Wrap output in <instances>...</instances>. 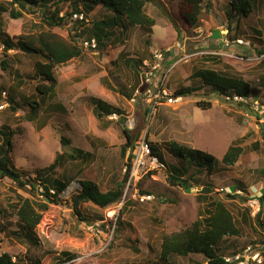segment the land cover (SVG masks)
Masks as SVG:
<instances>
[{"label":"rangeland","instance_id":"obj_1","mask_svg":"<svg viewBox=\"0 0 264 264\" xmlns=\"http://www.w3.org/2000/svg\"><path fill=\"white\" fill-rule=\"evenodd\" d=\"M9 1L0 0V3ZM178 1L159 0L145 5L146 14L155 21L147 35L138 27L124 29L122 21L117 27L106 30L108 38L102 40L100 48L86 49L78 59L56 67L55 96L50 99L38 96L37 81L27 78L33 75L34 56L9 51L6 53L9 68L2 71L1 62L6 56L0 47V86H4L16 103L15 112L10 106L0 110V131L4 126L20 129V134L12 138L13 166L27 174L26 180L32 181L37 171L60 158L52 177L71 178L66 192L60 196L61 203L49 204L43 212L35 230L36 246L23 236L12 206L18 196L43 202L41 189L21 190L10 180L0 179L1 254H10L14 260L17 256L26 261L24 264L32 260L55 264V258L63 257L64 253L71 258L66 264H159L162 237L184 230L196 219L205 217L206 199L199 200L205 196L221 200L242 229L241 238L223 243L222 253L229 256L233 251L242 252L251 246L260 252L264 264V226L261 225L264 222V178L259 175L264 169L261 124L254 121L248 109L245 113L244 108L224 102L222 96L202 87L200 78L195 75L201 69L223 72L226 65L229 73L241 76L259 92L256 98L264 100V85L260 79L264 77V0H257L248 17L234 13L229 18L225 16L230 13L228 0H213L208 3L210 8L203 9L196 28H187L180 20ZM40 12L37 8L34 14H25V19L15 20L8 17V10L1 13L3 32L12 37L32 30L33 25L41 22ZM62 13H71L67 4L62 6ZM111 16L107 10L95 9L85 15L86 24L90 28L93 20ZM77 20L78 17L72 16L65 28L54 29V32L66 37L72 28H78L79 24H74ZM153 53L161 56L159 68L167 69L166 87L171 94L181 87L194 90L185 97H178L175 103L162 102L156 108L146 103L143 95L134 97V90L140 84L142 62L152 66ZM139 60L141 63L133 67ZM15 74L23 78V84H19ZM124 92H132L130 99ZM94 99L119 109L123 120L117 115L98 120L93 115ZM200 102L209 103L211 107L202 109L197 105ZM34 103L38 105L33 116L30 104ZM123 129L129 131L135 146L142 138L156 144L164 162L170 166L179 165L168 153L171 142L220 159L231 143L244 138L241 141L244 153L233 167H218L211 177L202 176L211 188L208 193L201 190L204 185L200 180L187 192L172 187L166 180V170L159 171L145 175L137 186H131L120 203L108 209L81 204L79 211L88 218L82 221L71 205V198L78 192L77 182L90 180L102 192L115 188L125 163L120 152L125 144ZM62 138L69 144L63 145ZM79 150L91 157L87 156L86 161L80 163L76 157ZM237 183L242 184V189L235 186L236 189L231 190ZM138 196L153 199L141 201ZM125 202L129 204L121 215ZM99 216L102 221L97 220ZM117 220L128 225L114 233ZM109 222H112L111 227L106 225ZM132 230L136 232L135 237ZM133 238L136 242H132ZM197 262L204 260L195 255L168 258L169 264Z\"/></svg>","mask_w":264,"mask_h":264},{"label":"trees","instance_id":"obj_2","mask_svg":"<svg viewBox=\"0 0 264 264\" xmlns=\"http://www.w3.org/2000/svg\"><path fill=\"white\" fill-rule=\"evenodd\" d=\"M158 1L159 0H10L9 2H2L0 3V14L8 10V17L12 20L20 18L25 19V14H34L37 8L41 9V22L33 25L32 30L17 36L9 37L3 32L0 19V47L4 52V56H6L1 62L2 71H6L9 68L7 63L8 56L6 54L9 51H19L24 55L34 56L33 75L27 78L37 81L35 91L38 96L43 98L49 97L50 99L55 96L57 80L54 77V69L56 67L78 59L85 50L82 46L85 42L91 43V41H94L96 47L100 48L102 40L108 38L106 30L112 26L117 27L118 24H122V21L125 22V25L122 24L124 29L138 27L140 31L144 32L143 34L147 35L154 27L155 21L146 14L145 5L147 3L153 4ZM212 1L213 0H179L177 8L180 20L187 28H196L203 9L210 8V4L208 3H212ZM256 2L257 0H228L230 13H225V16L229 18L230 15L234 13H240L243 17H248L252 13ZM64 4L70 7L71 13H62V6ZM99 8L107 10L112 16L107 19L103 18L100 21L93 20L90 24L91 27L88 28V24H86L88 20L85 15H89L93 13L95 9ZM80 14L84 16V19L74 22V24H79L78 28H72L71 31L67 33L66 37L54 32V29L65 28L67 26L66 21H72L73 15L78 16ZM169 22L171 24V21ZM171 25L178 33L177 27L173 24ZM141 61L142 60L134 62L133 67L139 62L141 63ZM224 67L226 70L228 69L226 65ZM226 70L221 72L201 69L195 75L200 78L201 86L209 88L213 94L222 97L237 95L244 99H257L264 105V100L260 101V99L256 98L259 92H255L252 86L241 76L231 74ZM16 78L19 84H23V78H18L17 75ZM260 79L264 85V77ZM139 82L138 79V84ZM4 90V86H0V91ZM193 90L194 89L191 87H181L177 88L172 95L173 97H185ZM131 93L124 92L123 95L130 99ZM7 102L10 106L9 109L15 112L16 103L12 95H9L8 92ZM92 102L94 105L93 115L98 120L112 115H117L123 120L119 109L108 105L100 99H94ZM11 105L13 107H11ZM37 105L36 103L30 104V107L33 109L31 113L33 116L35 115L34 111ZM197 105L202 109H209L211 107L209 103L204 102H200ZM240 106L242 108L244 107L243 105ZM245 108L249 110V106ZM249 112L254 114L252 110H249ZM259 124L263 125L261 126V132L263 133L264 124ZM15 129L4 126L0 131V179L10 180L21 190H27V187H29L31 191H36L37 188L41 189L40 196L43 202L37 203L29 198L18 196L17 203L12 206L20 231L23 232V236L26 237L32 245L36 246L35 230L41 222L43 212L47 210L49 204L58 205L61 203L59 201L60 196L66 192L71 178L63 177L58 180L52 177L60 161V158H56L49 166L41 171H37L36 178H32V181L29 179L26 180L25 176L27 174L16 169L11 162L12 138L20 134V129ZM122 134L125 139V144L120 147V152L121 155L126 158V153L130 150V154L127 157V162L130 163L133 160L132 150L135 148L133 137L127 129H123ZM243 139L244 138L235 140L231 143L220 159H217L208 152L171 142L167 149L168 153L179 162V165L174 166L167 165V163L164 162L156 144L149 143V145L152 153L165 163L166 180L170 186L187 192L194 188V184H198L200 180L204 185L201 190L207 191L205 193H208L211 188L203 181L205 178L202 176L205 175L206 178L211 177L218 171V167L224 169L233 167L239 157L244 153L243 147L241 146V141H243ZM60 140L63 145L69 144V141L64 138ZM87 156L91 157L89 154H82L80 150L77 151L76 157L81 160L80 163L85 162ZM74 158L75 157H71V159ZM259 175L264 178V169L259 171ZM126 180L127 177L121 176V180L117 182L115 188L105 192H102L98 185L90 180L78 181V192L71 198V205L74 213L80 217V220L88 221V218L84 217L79 211V206L81 204L89 203L97 209L105 210L112 205L120 203L124 195ZM235 186L242 189V184L237 183L231 190H235ZM231 197L236 198L238 196ZM263 198L264 194L262 199ZM205 199L208 207L205 217L196 219L190 227L184 230L169 233L162 237L158 257L159 264H169L168 258L170 255H176L178 257H190L195 255L200 256L204 260L202 263L197 262L195 264H226L223 260L225 255L221 251L222 245L229 239L241 238L242 229L237 224L231 211L221 200L218 198L211 200V198H205V196L199 198L200 201H204ZM128 204L129 202H125L122 205L120 210L121 215ZM2 211L3 210H0V215ZM243 217L245 218V215H242V218ZM97 220L102 221V216H99ZM106 225L111 227L112 222ZM126 225L128 224L124 221L117 220L114 224L115 228L113 232H121V229L126 227ZM261 225L264 226V222H262ZM132 233L135 237L136 232L132 230ZM132 242H136L135 238H133ZM236 253L237 251H233L230 256ZM70 259V256L64 253L63 257L55 258V264H66L71 261ZM25 262V260L23 261L17 256L14 260L13 256L10 254L0 253V264H24ZM29 264H39V262L32 260Z\"/></svg>","mask_w":264,"mask_h":264},{"label":"built area","instance_id":"obj_3","mask_svg":"<svg viewBox=\"0 0 264 264\" xmlns=\"http://www.w3.org/2000/svg\"><path fill=\"white\" fill-rule=\"evenodd\" d=\"M77 17L79 20L84 19L82 14L78 16L73 15L74 19ZM235 42L239 45H242L241 41L239 40H236ZM225 45L227 46L228 42H225ZM82 46L85 50L96 49V43L94 41H91V43L85 42ZM152 60V66L146 61L142 62V66L139 71L140 84L134 90L133 96L137 97L143 95L145 97L146 103H148L152 108H156L162 102L166 104L177 102L179 98L173 97L166 87V79L168 76L166 73L167 69L166 71H163L161 66L159 68V64L162 61L161 56L158 53H153ZM223 100L224 102L235 104L238 107L243 105L245 113H247V108L245 107L249 106V110H252L254 113H251L254 121L264 124V105L261 104L259 100L256 99L251 102L250 99H244L237 95L225 96L223 97ZM7 107H9V103L7 102V92L5 90L0 91V110H4ZM132 151L133 160L130 163L127 162V157L130 154V150H128L126 153L125 163L121 169V176L127 177L122 199H124L128 194L131 186H137L139 181L145 175L166 170L165 163L152 153L150 145L145 140V138L139 140V142H137V146H135ZM138 197H140L141 201L144 199H153L152 197ZM223 260L226 264H262L260 252L253 249L251 246H247L242 252H237L233 256H224Z\"/></svg>","mask_w":264,"mask_h":264},{"label":"crops","instance_id":"obj_4","mask_svg":"<svg viewBox=\"0 0 264 264\" xmlns=\"http://www.w3.org/2000/svg\"><path fill=\"white\" fill-rule=\"evenodd\" d=\"M261 126H263V125H261Z\"/></svg>","mask_w":264,"mask_h":264},{"label":"clouds","instance_id":"obj_5","mask_svg":"<svg viewBox=\"0 0 264 264\" xmlns=\"http://www.w3.org/2000/svg\"><path fill=\"white\" fill-rule=\"evenodd\" d=\"M230 256V255H229Z\"/></svg>","mask_w":264,"mask_h":264}]
</instances>
